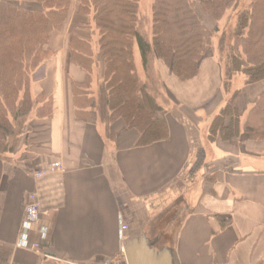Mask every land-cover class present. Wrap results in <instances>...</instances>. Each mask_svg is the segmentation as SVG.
Here are the masks:
<instances>
[{"label": "crops", "instance_id": "1", "mask_svg": "<svg viewBox=\"0 0 264 264\" xmlns=\"http://www.w3.org/2000/svg\"><path fill=\"white\" fill-rule=\"evenodd\" d=\"M80 2L70 0L67 19L49 36L50 54L31 78L33 97L52 99V116L32 112L15 151L0 158V264H129L124 245L142 233L156 247L169 243L173 264H264V139L209 137L233 92L242 89L235 102L242 114L264 81L225 89L213 54L187 81L158 62L173 104L161 115L169 138L139 146L140 133L121 120L108 138L95 113L88 122L76 116L74 86L85 73L72 60L73 41L97 39ZM135 58L140 67L137 47ZM55 160L63 171L35 176ZM32 192L41 209L31 239L39 247L21 248ZM42 226L49 229L45 239Z\"/></svg>", "mask_w": 264, "mask_h": 264}, {"label": "trees", "instance_id": "2", "mask_svg": "<svg viewBox=\"0 0 264 264\" xmlns=\"http://www.w3.org/2000/svg\"><path fill=\"white\" fill-rule=\"evenodd\" d=\"M139 1L81 0L79 5L92 17L97 39L95 45L73 41L72 60L85 73L74 86L76 116L88 122L95 113L108 138L114 137L112 124L121 120L140 133L139 146L168 139V126L159 116L164 110L159 98L166 93L157 63L181 81L194 78L214 50L215 33L221 32L220 47L226 51L225 89L237 74L247 86L264 81V0L245 5L242 0H152L150 31L142 28ZM198 5L219 22L231 13L229 43L226 30L206 25ZM69 7L70 0H0V158L15 151L32 112L53 114L51 98L31 94V74L50 54L49 36L65 22ZM241 93L236 89L214 117L210 139L232 143L242 133L264 139V92L247 109L244 123L235 104Z\"/></svg>", "mask_w": 264, "mask_h": 264}, {"label": "rangeland", "instance_id": "3", "mask_svg": "<svg viewBox=\"0 0 264 264\" xmlns=\"http://www.w3.org/2000/svg\"><path fill=\"white\" fill-rule=\"evenodd\" d=\"M25 1L26 2H28V1L30 2V0H25ZM246 2H247V0H242L243 5H245ZM151 6H152V0H140L139 1V12H140V16H141V19H142V23H141L142 24V28L144 30H147L149 28V31H150V24H151ZM198 10H199V8H198ZM201 10L202 9L200 7V10L199 11H201ZM230 15H231V13L228 12L227 15L220 22L214 20L213 18H211L208 15V17H210L208 20L212 21V26H210V27L208 26V27L212 31H215V29L217 27H220V28L224 29V31L226 30L227 31V37H228L227 41L228 40H231V38H230L231 37L230 36L231 29H230V25H229V23H230L229 20L231 18ZM96 36H97V32H96ZM220 37H221V32L220 33H215L214 50H213V52H208L206 56H210L211 54H213L214 56H216V58L218 59V61L221 64L222 63V57L224 59V56L222 54H226V51H225V49L222 50L221 47H220ZM228 43H229V41H228ZM222 66H223V63H222ZM139 71L142 72L141 67H139ZM33 75H34V71L31 74V78L33 77ZM231 86H232V90H234V88H236V87L243 88V87L247 86V85H245V77L242 74L235 75L234 78H233V82H232ZM231 86H230V88H231ZM253 87L250 88V90H253ZM249 93H251V92H249ZM251 96H253V95H251ZM159 101L162 104V106L164 107V110L161 113H159V116L162 118V116H161L162 113L166 112V110L169 109L170 106H172L173 104H172V101H170V99L166 95H164V94L161 95V97L159 98ZM247 109H248V106L245 108V111L244 112H246ZM244 112L242 113V115L243 114L244 115L242 117L241 122H243L244 121V118L246 117V113H244ZM197 183H198V181H197ZM187 197H189V196H187ZM188 200H189V198H188Z\"/></svg>", "mask_w": 264, "mask_h": 264}, {"label": "built area", "instance_id": "4", "mask_svg": "<svg viewBox=\"0 0 264 264\" xmlns=\"http://www.w3.org/2000/svg\"><path fill=\"white\" fill-rule=\"evenodd\" d=\"M64 165L62 161L55 160L53 161L48 168L42 169L35 173L37 178H42L48 172L54 171H63ZM40 202L37 193L32 192L27 196V201L25 205V213L24 218L21 224L19 239L17 245L21 248H38L39 243L36 241H32L31 232L34 227L37 225L40 218ZM123 229H127V226H123ZM48 228L46 226H42L39 229V235L41 239H45L48 235Z\"/></svg>", "mask_w": 264, "mask_h": 264}, {"label": "water", "instance_id": "5", "mask_svg": "<svg viewBox=\"0 0 264 264\" xmlns=\"http://www.w3.org/2000/svg\"><path fill=\"white\" fill-rule=\"evenodd\" d=\"M151 238L142 233L140 238L130 239L124 245L129 264H173L172 248L169 243L161 242L159 247L151 244Z\"/></svg>", "mask_w": 264, "mask_h": 264}]
</instances>
